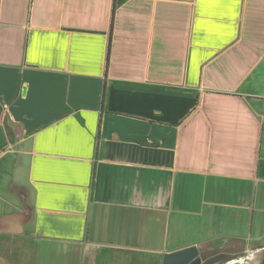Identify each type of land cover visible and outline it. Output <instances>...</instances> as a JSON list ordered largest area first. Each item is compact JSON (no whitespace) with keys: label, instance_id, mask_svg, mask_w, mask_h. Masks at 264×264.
<instances>
[{"label":"crops","instance_id":"0c3cea01","mask_svg":"<svg viewBox=\"0 0 264 264\" xmlns=\"http://www.w3.org/2000/svg\"><path fill=\"white\" fill-rule=\"evenodd\" d=\"M237 238L264 246V0H0V258Z\"/></svg>","mask_w":264,"mask_h":264},{"label":"water","instance_id":"95a60500","mask_svg":"<svg viewBox=\"0 0 264 264\" xmlns=\"http://www.w3.org/2000/svg\"><path fill=\"white\" fill-rule=\"evenodd\" d=\"M246 248V241L238 238L228 241L223 248L219 249L202 250L200 247L194 245L175 252L166 253L163 264H198L216 253L231 250L241 253ZM0 264L6 263L0 258ZM227 264H264V246L255 250L245 258L236 259Z\"/></svg>","mask_w":264,"mask_h":264},{"label":"flooded vegetation","instance_id":"af4514ba","mask_svg":"<svg viewBox=\"0 0 264 264\" xmlns=\"http://www.w3.org/2000/svg\"><path fill=\"white\" fill-rule=\"evenodd\" d=\"M224 246H220L217 248H213V249H219V248H223ZM263 246H259V247H254V251L262 248ZM202 250H207V249H203ZM243 255V252L241 253H237L235 251H222L219 253H216L213 256L207 257L205 260L199 262L198 264H227L231 261H234L236 259H239L240 256Z\"/></svg>","mask_w":264,"mask_h":264},{"label":"built area","instance_id":"2783aa9c","mask_svg":"<svg viewBox=\"0 0 264 264\" xmlns=\"http://www.w3.org/2000/svg\"><path fill=\"white\" fill-rule=\"evenodd\" d=\"M254 247L253 248H246V250L243 252V255L239 257L240 258H245L246 256H248L249 254H251L252 252H254Z\"/></svg>","mask_w":264,"mask_h":264},{"label":"rangeland","instance_id":"374dc122","mask_svg":"<svg viewBox=\"0 0 264 264\" xmlns=\"http://www.w3.org/2000/svg\"><path fill=\"white\" fill-rule=\"evenodd\" d=\"M49 257H51V258H49L46 262H45V264H55V260H53L52 258H54V257H52V256H49ZM64 263V262H63Z\"/></svg>","mask_w":264,"mask_h":264}]
</instances>
